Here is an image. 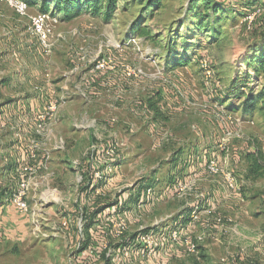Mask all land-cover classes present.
I'll list each match as a JSON object with an SVG mask.
<instances>
[{"label":"rangeland","instance_id":"obj_1","mask_svg":"<svg viewBox=\"0 0 264 264\" xmlns=\"http://www.w3.org/2000/svg\"><path fill=\"white\" fill-rule=\"evenodd\" d=\"M39 4L28 7L37 13ZM187 4L163 0L151 7L118 0L110 20L84 9L64 21L47 10L57 24H72L68 32H54L52 24V50L51 45L45 53L40 46L44 54L56 53L58 65L47 58L23 95L6 97L1 78L0 117L24 124L20 133H31L35 117L50 100L66 103L50 118L54 129L46 153L52 146V155L30 160L25 153L8 174L15 185L0 184V197H7L0 200V264H264V113L243 119L240 98L230 101L222 94L235 69H245L239 56L264 31V6L252 29L243 25L242 15L232 14L211 40L208 29L193 30ZM206 41L212 43L205 47ZM101 55L139 66L143 75L124 80L118 69L97 71L95 60ZM182 57L186 61L181 64ZM203 58L211 64L208 78L200 67ZM257 75L260 90L264 72ZM223 113L238 122L226 124ZM246 137L250 140L241 145ZM92 145L100 151H92ZM210 158L233 172L236 189L226 190L220 178L206 174ZM27 162L34 165L30 175L20 172ZM97 170L101 180L93 177ZM21 178L29 187L27 213L8 200ZM180 183L191 189L177 193ZM141 199L149 201L134 222V202ZM155 200L159 206L153 210ZM194 203L198 221L189 217ZM215 216L232 222L207 229ZM122 217L128 228L121 235ZM139 227L153 234V254H144L137 243ZM176 227L190 238L204 232L195 252L171 241L169 232ZM247 240L258 243L259 251Z\"/></svg>","mask_w":264,"mask_h":264},{"label":"built area","instance_id":"obj_2","mask_svg":"<svg viewBox=\"0 0 264 264\" xmlns=\"http://www.w3.org/2000/svg\"><path fill=\"white\" fill-rule=\"evenodd\" d=\"M7 5L16 15L19 17H27L30 22V27L32 32L37 37V40L42 47L45 53H48L50 50V36L52 34V23L54 22L51 19L50 12L41 13L37 12L35 14H29V7L24 0H0V4ZM259 8L247 13L242 19L243 25L249 30L255 20L257 12H259ZM76 31V30H75ZM75 33V32H74ZM119 47V44L116 45ZM200 67L205 75V77H210L212 74L211 64L207 58H203L200 60ZM94 69L97 71L103 70H113L120 71V74L124 80H133L138 79L143 75V70L139 66H135L129 63H116L110 56L101 55L99 58L95 60ZM65 100L61 98L52 99L48 102V106L45 108L46 111H42L35 117L34 126L32 132L29 134L27 138V143L25 145V153L29 157L30 160H35L40 156H46V144L49 141L52 132H53V121L51 122L50 118L57 109L60 107ZM222 119L228 125L237 123L238 120L230 113H223ZM252 123V122H251ZM92 151L98 152L100 149L97 145L91 146ZM34 165L28 164V162L22 167L21 173L25 175H30L34 172ZM206 174L210 177H218L220 178L223 186L226 190H234L236 189V180L233 175V172L228 168H224L220 162H218L215 158H210L206 160L205 164ZM95 180L102 179V172L97 170L93 175ZM22 179V178H21ZM20 179V180H21ZM28 182L24 179L18 182L15 189L10 192L8 195L9 202L21 213H27L29 211V205L26 202V196L28 192ZM97 188V189H96ZM95 190L97 193H101V189L96 187ZM191 189L189 183H180L176 187V191L179 194H185L187 190ZM147 195H151L152 191L150 188L145 189ZM151 192V193H150ZM202 195V194H200ZM202 197V196H201ZM7 198V197H6ZM200 199V197H199ZM6 200V199H5ZM149 200H136L134 202V222H139L142 217L146 204ZM200 200H196L198 202ZM195 204V203H194ZM198 205L190 206V214L189 217L192 221H198ZM232 222L230 217L223 218L221 216H215L213 222L206 223V228L210 227V224H214L215 226H223L225 223L229 224ZM118 234H123L127 226V222L125 218H121V222L118 224ZM138 234L136 237L137 243L143 247L145 254H153L154 249L156 248V240L151 233V231L144 232L142 231V227H139ZM179 228H174L169 232V237L174 243H182L186 250L190 252L196 251V243L202 242L205 238L204 232L195 234L194 238H190L187 236H182L183 232ZM196 242V243H195ZM225 261V258H221V262Z\"/></svg>","mask_w":264,"mask_h":264},{"label":"trees","instance_id":"obj_3","mask_svg":"<svg viewBox=\"0 0 264 264\" xmlns=\"http://www.w3.org/2000/svg\"><path fill=\"white\" fill-rule=\"evenodd\" d=\"M24 1L30 6L35 4L37 0ZM135 1L139 3L145 2L148 6L153 7L159 5L163 0ZM117 5L118 0H40L39 12L46 13L50 8L52 14L56 12L61 20L69 21L85 9L93 15H101L104 20H110ZM187 5L188 12L192 10L191 16L187 17L193 26H189H192L193 30L208 29L212 33V38L210 37V39L213 40L215 35L218 36L220 33L221 21L224 18L232 14L244 17L247 13L264 6V2H260V0H188ZM187 10L184 12L185 16L188 13ZM229 18L233 19L231 16ZM253 24L250 29L253 28ZM187 30L193 33L192 28H187ZM193 38H195V35H193ZM210 43L212 42L206 41L205 47H208ZM238 60L241 61L245 69H242V71L235 69L227 89L222 94L226 100L230 101L239 97L241 117L243 119H251L259 110L264 113V86L260 90L256 88L258 84L257 72H264V31L259 38L254 39L249 44ZM184 61L186 60L182 57L177 62L182 64ZM248 71H251V73L247 74L249 73ZM260 124L264 127V115L260 118ZM248 157L250 158V154H248ZM250 164L252 165V162ZM257 167L258 165L255 164L254 168ZM252 168L251 172L254 171ZM1 205L0 202V207Z\"/></svg>","mask_w":264,"mask_h":264},{"label":"crops","instance_id":"obj_4","mask_svg":"<svg viewBox=\"0 0 264 264\" xmlns=\"http://www.w3.org/2000/svg\"><path fill=\"white\" fill-rule=\"evenodd\" d=\"M36 12L30 11L29 14H34ZM52 17H56L55 13ZM72 22V21H71ZM53 24L54 32L55 29L61 31H67L72 26L69 24H57V21L51 22ZM55 26V27H54ZM53 32V33H54ZM57 34V33H56ZM70 41H65L63 46H66ZM51 50L54 45V39L50 40ZM70 46V45H69ZM64 47H54V49L64 48ZM208 49V48H206ZM49 59L53 62L54 66L58 65L59 58L56 53L44 54L41 51L37 37L32 32L30 27V22L27 17H19L16 15L7 5L0 4V79H5V86L3 87V92L6 97H11L15 94H25L30 91L31 88V78L41 72L45 65V60ZM155 76V75H154ZM37 79V77H35ZM138 85V83H137ZM66 103V101L64 102ZM9 107V106H6ZM211 124V122H209ZM33 123L30 124L29 129L32 128ZM26 126L22 123H10L7 120L0 117V184L7 185L8 187L13 185L12 181L9 179L8 174L16 166V164L23 159L25 155V147L23 145L27 143V138L30 133H20L23 132ZM54 129V125H53ZM52 136V135H51ZM52 138V137H51ZM242 141L241 145H245L248 142ZM51 141V139H50ZM49 141V142H50ZM248 149H251L248 147ZM53 147L47 148L46 155H52ZM249 152V150H248ZM191 167H193L191 165ZM189 171H193V168H189ZM194 172V171H193ZM195 174V173H194ZM15 185V184H14ZM13 185V186H14ZM12 186V187H13ZM220 188V187H219ZM6 194V193H5ZM0 197V200H5L6 196ZM156 199V197H155ZM160 199H162L160 197ZM160 203L163 200H158ZM174 201V200H173ZM172 201V202H173ZM192 200H190L191 203ZM169 202V201H168ZM175 203L187 205L188 200H175ZM155 209L159 206L157 200H155ZM171 204V202H170ZM193 204V202H192ZM191 204V205H192ZM2 207V205H1ZM249 246L255 245L256 243L252 240L246 241ZM257 247L254 250L259 251L260 245L257 243Z\"/></svg>","mask_w":264,"mask_h":264}]
</instances>
